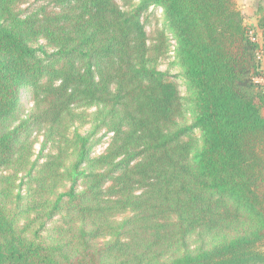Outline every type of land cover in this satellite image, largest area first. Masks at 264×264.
Returning a JSON list of instances; mask_svg holds the SVG:
<instances>
[{
	"label": "trees",
	"instance_id": "16d2710c",
	"mask_svg": "<svg viewBox=\"0 0 264 264\" xmlns=\"http://www.w3.org/2000/svg\"><path fill=\"white\" fill-rule=\"evenodd\" d=\"M20 1L0 0V264H264V13L251 26L236 0ZM150 9L164 20L151 46ZM169 35L174 77L157 69ZM81 106L90 132L57 145ZM35 131L55 148L44 164Z\"/></svg>",
	"mask_w": 264,
	"mask_h": 264
},
{
	"label": "rangeland",
	"instance_id": "374dc122",
	"mask_svg": "<svg viewBox=\"0 0 264 264\" xmlns=\"http://www.w3.org/2000/svg\"><path fill=\"white\" fill-rule=\"evenodd\" d=\"M43 0H21L16 5V11H35L36 7L43 4ZM237 7L241 14L243 15L244 22L247 25H250L249 23H255L257 24V19L263 15L264 13V0H236ZM139 3V0H117V4L123 8L124 10L128 8L130 5L135 6ZM129 9V8H128ZM149 15L147 17L143 18V22L145 23V30L146 35L149 39L148 44L154 45V38L156 39L158 37V32L163 28L164 26V20H163V14L161 10L158 9H150ZM252 26V25H251ZM171 37V35H169ZM171 41L169 42V52L163 55L158 61H157V69L162 72H167L171 76H176L179 73V69L177 66H175V55H174V46L175 42L170 38ZM259 59L261 61V69L264 71V55H260ZM254 81L258 84L264 85V77H256ZM181 85V84H180ZM181 93L185 94V89L183 87H180ZM33 106L32 98H31V92L28 89H22L20 92V109H21V118H24L31 110ZM76 118L71 120L70 117H67L64 121V125L60 126V131L58 134L60 135L57 138V145L61 144V147L66 146V139L71 138L75 134L80 135H86L90 132L92 128V118L93 114L96 112L95 107H75L72 110ZM262 114L264 116V109L262 111ZM113 136V133L108 130V128L104 127L102 128L94 137L93 145L91 148L90 158L98 157L99 155L103 154L106 150L108 144L111 141V138ZM196 136H199V133H196ZM44 135L42 131H35L32 136L29 139V142L31 144L32 148V157L31 161H34L37 159L39 154H42L41 158L39 159V164H44L47 160L49 155L55 153V148L51 145L49 142L48 144H44ZM65 162V161H64ZM63 162V163H64ZM64 187L60 190L64 191L68 188L69 183H63ZM84 187L83 183H80L78 187V191H81ZM59 189V186H58ZM60 216H56L53 219V223L47 225L49 229H52L53 227H57L62 224V220L59 218ZM123 218V216L118 217ZM220 237V235L217 234L216 238ZM191 245L193 247L198 246L199 244V238L193 237L190 241ZM264 250V247L262 248Z\"/></svg>",
	"mask_w": 264,
	"mask_h": 264
},
{
	"label": "crops",
	"instance_id": "0c3cea01",
	"mask_svg": "<svg viewBox=\"0 0 264 264\" xmlns=\"http://www.w3.org/2000/svg\"><path fill=\"white\" fill-rule=\"evenodd\" d=\"M249 24L252 25V26H255L256 25L255 23H252V22H250Z\"/></svg>",
	"mask_w": 264,
	"mask_h": 264
}]
</instances>
